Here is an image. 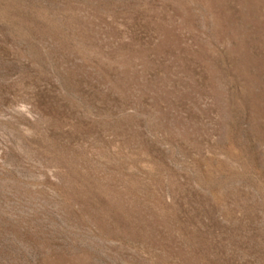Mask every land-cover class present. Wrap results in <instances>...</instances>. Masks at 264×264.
Listing matches in <instances>:
<instances>
[{
    "label": "rangeland",
    "instance_id": "374dc122",
    "mask_svg": "<svg viewBox=\"0 0 264 264\" xmlns=\"http://www.w3.org/2000/svg\"><path fill=\"white\" fill-rule=\"evenodd\" d=\"M0 264H264V0H0Z\"/></svg>",
    "mask_w": 264,
    "mask_h": 264
}]
</instances>
